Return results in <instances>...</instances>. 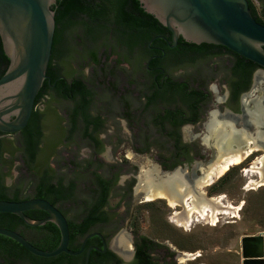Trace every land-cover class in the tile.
<instances>
[{"label": "flooded vegetation", "instance_id": "af4514ba", "mask_svg": "<svg viewBox=\"0 0 264 264\" xmlns=\"http://www.w3.org/2000/svg\"><path fill=\"white\" fill-rule=\"evenodd\" d=\"M138 39L137 37L123 38L115 35L113 31L84 34L82 29L61 36L56 24L48 64V67L51 65L52 79L46 71L47 77L36 96L38 102L35 103V110L41 114L40 125L43 112L38 108L39 104L43 103L47 108L50 98L57 104L66 102L59 108L64 114L63 123L65 125L62 126L61 123H58L59 121L54 122L53 130L55 131H53L54 138L50 142L51 147H44L46 146L44 138L40 144L37 157L40 167L47 168L49 166L47 165L48 156H46L48 152L53 151V158L61 155L60 150L56 147L59 143L58 139L61 137L60 139L64 141L63 144L67 146V149L73 150L69 154L70 160L67 159L70 166H80L89 172L88 177L91 180L103 181L109 187L107 200L101 207V211L107 217L106 221L89 232H100L101 236L94 235L89 238L84 251L79 254L81 257L85 255L86 259L88 249L96 247L91 250L88 264H185L181 256L186 253L178 245H173L168 240L160 241L146 235L143 231L125 227L129 226L130 221L137 217V214L134 215L133 212L134 203L130 208L127 206L129 198L141 204L149 202V209L153 204L155 205L157 199L166 200L168 206L171 207L168 200L163 197L155 196L151 200H146V195L155 187L149 188L143 183L141 175L145 169L140 170V166L135 164L134 166L138 168L139 172L128 176L122 168L123 160L121 162L112 157L114 150L118 153L117 148L109 147V139L113 135H116V140L119 135H122L121 128L118 129L117 124L126 123L130 127L132 124L139 123L141 117H149L151 121L155 120L156 106L154 104L145 110L144 103L139 113L137 102H134V99L138 98L140 86L144 88L141 95L145 98V102L147 96L151 94V90L148 92L147 87L152 84H157V88L161 90L174 89L180 84L183 85V89L187 93L186 99L190 96L199 99L198 102H191L192 106L185 103L186 99L167 106L170 110L180 107L182 112L177 118L180 120V124L176 126L177 132L174 134L162 133L171 146L168 154L160 155L159 160H155L147 166V168L156 169L158 177H163L164 172L173 175L175 174L173 172L177 171L176 173H179L184 181L194 184L197 183L200 174L209 169V165L220 160L223 152L222 154L218 152L215 145L216 137L207 130V126L211 122L216 125L215 128H219L221 125L229 127L234 122L235 129L244 130L250 134L248 139H243L240 147L234 143L230 148L224 149V153L245 150L249 144L254 146L255 143L256 149L254 148V150H262L264 156V145L258 139L262 134L264 137V97L250 100L248 94L250 87L256 84L254 73L259 68L254 71L249 88L235 93L231 86L234 57L228 55V67L225 72L226 86L225 91L223 90L221 93L219 89L213 88L215 85L210 86L207 83L208 70L203 74L199 72L202 69V64L207 61L226 57L224 53L219 54V50L225 51L224 46L205 43L213 46L207 47L205 50H193L190 43L194 42L187 41L181 35L177 40H174L172 32L166 26L149 39L144 49H141ZM157 39L163 42L156 44ZM75 41L79 42L76 49L71 46V43ZM202 44L197 45L201 46ZM70 58L73 62H80V66L83 64L90 67L91 73L88 76L81 72L66 74L62 67V61ZM123 64H126L128 69H125ZM187 67L192 68L189 75L186 74ZM164 106L163 104L159 105L161 109ZM256 112H260L258 120ZM226 116L228 117L226 118ZM31 124L32 117L27 126L19 132L0 131V139L17 138L23 134L24 130L31 128ZM200 124L205 126V132H203L204 130L192 132L187 128L188 125ZM169 127L173 130L170 122ZM260 130L262 133L258 134ZM195 138H199L200 142H194ZM134 140L136 141V139ZM147 142L148 138H144L141 142L143 145L135 147V156L143 158L144 153L151 149V145L157 144L152 142L151 145H144ZM83 150L88 152V158L82 159L83 163H77V157H82L80 155ZM251 156L248 159L252 158ZM109 157L111 161L107 162L106 159ZM0 171L2 172L1 169ZM116 192H121L120 203L125 204L126 210L130 209L128 215L125 214L126 212L121 213L110 207V200ZM206 198L215 197L206 196ZM177 207L166 212V218H169L170 213L180 212L184 209L182 203ZM26 235L27 237L34 236L29 230L26 231ZM121 235L126 238L124 245H114V241ZM76 264H85V261Z\"/></svg>", "mask_w": 264, "mask_h": 264}, {"label": "water", "instance_id": "95a60500", "mask_svg": "<svg viewBox=\"0 0 264 264\" xmlns=\"http://www.w3.org/2000/svg\"><path fill=\"white\" fill-rule=\"evenodd\" d=\"M140 1L147 12L153 14L172 32L174 40L181 35L187 41L197 44L222 45L257 63L260 68L254 73L255 83L257 77L264 72V24L253 16L248 0ZM56 3L57 0H0V38L9 58L8 67L0 76L2 132L21 131L27 126L35 110L36 96L47 77L46 71L52 52L56 25L53 6ZM240 133L244 134L245 140L250 137L244 130ZM258 139L264 145L263 134ZM167 175L169 172H164L163 178ZM204 175L203 172L200 174L196 185L181 177L182 183L176 190L180 202L188 194L206 196L199 186ZM28 210H42L47 216L34 219L26 214ZM0 212L16 214L30 226H40L48 221L57 225L60 241L52 250L35 246L17 230L0 227V234L14 239L41 257H53L63 252L81 254L89 238L94 235L101 236L100 232L88 233L79 249H70L68 219L55 204L45 198L0 199ZM94 248L96 247L88 249L85 264H88ZM241 254L242 264H264V231L242 236Z\"/></svg>", "mask_w": 264, "mask_h": 264}, {"label": "trees", "instance_id": "16d2710c", "mask_svg": "<svg viewBox=\"0 0 264 264\" xmlns=\"http://www.w3.org/2000/svg\"><path fill=\"white\" fill-rule=\"evenodd\" d=\"M248 1L253 16L264 24V18L259 14L254 2ZM53 9L61 36L79 31V29H82L84 34L113 31L115 35L123 38H139L141 49H144L149 39L164 27L153 14L145 10L140 0H57ZM161 42L163 41L160 39L155 41L156 44ZM190 45L194 48L193 50L197 51L213 46L205 43L201 46L196 43H190ZM224 48L225 51L219 50V54L224 53L234 57L231 72L232 88L235 93L239 90H246L250 86L254 71L260 68V65L226 47ZM8 65L9 58L0 38V76ZM47 74L52 79L51 65L47 69ZM45 87L47 88V84ZM147 89L148 92L151 90V94L147 96L144 109L147 110L152 104L156 106L154 127L160 133L174 134L177 132L176 126L180 124V120L177 118L181 115L182 110L180 107L175 108L176 111L170 110L167 106L186 99L187 93H185L183 85L179 84L174 89L161 90L157 88V84H152ZM193 101L198 102L199 99L190 96L187 97L185 103L191 105ZM160 104L165 105L163 109L159 107ZM31 117V128L24 130L23 134L17 137V150L25 167L23 180L17 188L10 191L3 182V173L0 171V199L23 200L39 197L49 200L66 215L70 231L69 248L77 250L82 244L83 237L94 227L106 221L107 217L101 211V207L108 197V184L103 181L91 180L87 170L85 171L78 165L70 166L68 161H65V171L62 170V166L58 170L50 166L41 170L35 166L40 144L43 141V131L39 123L40 112L34 110ZM169 122L173 126V130L169 127ZM2 142L3 140L0 139V164L3 162ZM25 181L31 185V190L28 195L23 196ZM26 214L34 219L47 216V213L42 210H28ZM0 227L19 231L32 244L45 250L56 248L60 241V230L51 221L40 226H30L16 214L0 212ZM27 230L34 236L27 237ZM80 261L84 263L85 255L81 257L79 254L72 255L65 252L53 257L35 255L14 239L0 234V264H76Z\"/></svg>", "mask_w": 264, "mask_h": 264}, {"label": "rangeland", "instance_id": "374dc122", "mask_svg": "<svg viewBox=\"0 0 264 264\" xmlns=\"http://www.w3.org/2000/svg\"><path fill=\"white\" fill-rule=\"evenodd\" d=\"M252 1L256 5L259 14L264 18V0ZM70 39L74 40L73 38ZM78 43L77 41L72 42L71 46L76 49ZM228 59V55L224 58L211 59L205 64H202V69L199 72L203 74L208 70L209 74L206 76L208 80L207 83H209L210 86L215 85L213 88L219 89L221 93L223 90L225 91V72L228 67ZM62 67L66 74L81 72V74H87L88 76L91 73L90 67L83 64L80 66V62H73L71 58L64 59L62 61ZM123 67L126 69L128 66L123 64ZM191 72L192 68L187 67L186 74L189 75ZM262 74V78L259 79L258 82L256 81V84H253L248 91L250 100L264 97V72ZM142 89H144L143 86H140L138 98L134 99V102H137L136 105L139 107V113L142 110V105L145 103V98L141 95L144 91ZM261 92L262 95H260ZM64 103L66 104L64 101L57 104L50 98L47 102V108H45L43 103L38 105V108L43 112L41 128L46 143L44 147H51L50 142H52L54 138L53 131H55L53 130V123L59 121L58 123H61L62 126L65 125L63 123L64 114L62 110L59 109ZM145 118L141 117L139 123L132 124L130 127L126 123L117 124V128H121L120 132H122V135H119L121 138L117 136L118 140H116V135H113L109 139V147L112 146L113 148H117L118 152L116 153L114 150L112 157L116 160L119 159L121 162L123 160L122 168L128 176L132 173L139 172L138 168L134 166L135 164L140 166V170L144 168L145 170L143 172H146L151 168H147V166L155 160H159L160 155L168 154L171 149L170 143L166 140L164 134L160 133L156 127H154L153 121H151L149 117ZM114 127L116 128V126ZM187 128L192 132H199L202 130L205 132V126L201 124L188 125ZM60 138L58 139L59 143L56 147L60 150L59 152L61 155L53 158V151L48 152L47 154L49 155L46 154V156H48L47 165L55 170H58V168L62 166V170L65 171V161H68L67 159L70 160L69 154L72 153L73 150L69 151L67 146L63 144L64 141ZM144 138H148V142L144 143V145H151L152 142H156L157 144L151 145V149L144 153L143 158H140L134 155V151H136L135 147L143 145L141 142ZM134 139H136V141ZM193 141L196 143L200 142L199 138H195ZM17 148V138L3 140L2 142L3 162L0 166L3 172V182L10 191H13L22 182L25 172V167ZM81 153L82 155L80 156L82 157H77V163H83L84 161L82 159L88 158V152L83 150ZM250 156L252 158L248 159ZM262 157L263 151L255 150L246 158L248 160L245 159L242 163L231 166L230 169L216 178L213 182L202 186V191L207 197L221 196L225 204H231L235 206V208L241 206L240 209H233L235 210L233 212L234 216H232V214H220L216 224L212 223L211 216H205V218L201 217L195 220L188 227H181L171 220L174 213H170L169 218H166V212L176 209L178 205L172 206L170 204V206L173 207L171 208L166 203V200L157 199L155 200V205L153 204L151 206L154 209H149V202L141 204L129 198L127 199V206L130 208L134 203L133 212L134 215L137 214V217L130 221L129 226H125L126 229L128 227V229L133 228L135 230H140L146 235L155 237L160 241L168 240L173 243V245H178V247L186 253V255L181 256L185 264H242V236L246 234H257L264 231V185H249L250 179L260 180V177L251 172H249L250 174L247 173V169H250L251 166ZM106 161L110 162V157L106 159ZM35 166L39 167L41 170L44 169L40 167L38 162ZM143 177L144 175L142 174V181ZM30 190L31 185L25 181L23 196L28 195ZM120 193L116 192L111 198L110 207L121 213L126 212L125 214L128 215L130 209L126 210L125 204L120 203ZM177 209H180V207H177Z\"/></svg>", "mask_w": 264, "mask_h": 264}, {"label": "bare ground", "instance_id": "6f19581e", "mask_svg": "<svg viewBox=\"0 0 264 264\" xmlns=\"http://www.w3.org/2000/svg\"><path fill=\"white\" fill-rule=\"evenodd\" d=\"M259 79L261 78L257 77L256 81L258 82ZM255 114L258 117V118L256 117V119L257 120L260 119V112H256ZM227 117L228 116H226V118ZM233 123L229 127L221 125L219 126V128H215L216 125L213 122L208 124L207 130L209 133L211 132V134H213L216 137L215 140L216 148L218 152H220V154H222L223 152V156H221L220 160L217 161L216 163H214L213 161L214 164L209 165V169L206 172L203 171L205 175L200 180L199 186L202 187L205 184L213 182L216 178H218L220 175H222L228 169H230L231 166L242 163L250 154L253 153V151H255L254 148L256 147V144L254 143V146L252 145L250 146V144L248 143L249 147L247 149L244 148L245 150H235L234 152H230L228 154L224 153V149L230 148L234 143L239 146L243 141L244 134L240 133V131L235 129L236 127L234 128ZM261 131L262 130L258 131V134L262 133ZM247 170H248L247 173L251 172L256 175H259L260 177V180L250 179L249 185L252 186L264 185V156L261 159L257 160L251 166V168ZM143 175H144L143 177L144 184L147 185L149 188L155 187L154 189H151L150 192L146 195V200H151L153 197L157 196V197L166 198L169 204H171L172 206H177L180 205L181 203L182 205H184L183 211L175 212L171 217V220L174 223H176L178 226L188 227L195 220H198L201 217L205 218V216H211L212 217L211 219L213 221L212 223L216 224L217 221L219 220L220 214H224V215L232 214V216H234L233 212L235 210L233 209L241 208V206L235 208V206L231 204H225L222 201L221 196L208 199L206 198V196H202V195L195 196L188 194L187 198H185L183 202H180L178 193L176 192V190L179 189L182 183L181 176L179 173H175L173 175L167 176L166 178L165 177L163 178L157 176L156 169L150 168L148 171L143 172ZM181 175L183 176V174ZM169 187H173V188L170 189ZM125 242H126L125 236L121 235L114 241V245L116 244L123 246Z\"/></svg>", "mask_w": 264, "mask_h": 264}]
</instances>
